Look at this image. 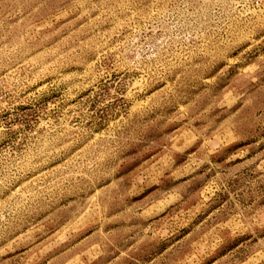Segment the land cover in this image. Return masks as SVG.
Returning <instances> with one entry per match:
<instances>
[{
  "label": "rangeland",
  "instance_id": "rangeland-1",
  "mask_svg": "<svg viewBox=\"0 0 264 264\" xmlns=\"http://www.w3.org/2000/svg\"><path fill=\"white\" fill-rule=\"evenodd\" d=\"M0 264H264V0H0Z\"/></svg>",
  "mask_w": 264,
  "mask_h": 264
}]
</instances>
